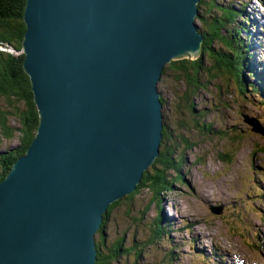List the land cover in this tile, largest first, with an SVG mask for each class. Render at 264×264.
<instances>
[{
	"label": "water",
	"instance_id": "95a60500",
	"mask_svg": "<svg viewBox=\"0 0 264 264\" xmlns=\"http://www.w3.org/2000/svg\"><path fill=\"white\" fill-rule=\"evenodd\" d=\"M198 1L26 0L39 118L0 180V264H94L108 205L159 155L162 70L201 50Z\"/></svg>",
	"mask_w": 264,
	"mask_h": 264
},
{
	"label": "rangeland",
	"instance_id": "374dc122",
	"mask_svg": "<svg viewBox=\"0 0 264 264\" xmlns=\"http://www.w3.org/2000/svg\"><path fill=\"white\" fill-rule=\"evenodd\" d=\"M216 2L241 9L249 18L251 63L260 72L264 68V0ZM214 45L220 46L218 42ZM210 59L204 56L201 84L190 95L192 115L177 106L181 82L170 74L158 82L166 99L162 107L170 133L166 144L185 181L179 177L174 182L175 172L168 167L163 171L168 182L156 204L151 201L153 193L143 187L111 211L102 245L103 254L112 257L110 264H264L262 95L249 89L242 94L234 78L215 71ZM244 74L248 76L246 70ZM218 92L228 99L229 107L219 109ZM209 122L217 131L206 134L198 124ZM182 138L196 146L188 148ZM17 139L0 134V150L15 145ZM218 205L222 206L220 214L210 209ZM157 218L160 224L155 229ZM118 238L122 250L112 255V244Z\"/></svg>",
	"mask_w": 264,
	"mask_h": 264
},
{
	"label": "trees",
	"instance_id": "16d2710c",
	"mask_svg": "<svg viewBox=\"0 0 264 264\" xmlns=\"http://www.w3.org/2000/svg\"><path fill=\"white\" fill-rule=\"evenodd\" d=\"M25 3L26 0H0V134L9 140L15 136L18 138L15 145L0 150V180L8 173L15 159L26 152L38 126L39 116L33 98L30 78L22 66L24 58L21 50L22 39L26 29L23 20ZM197 5L199 14L196 17V22L203 37L201 50L197 55H185L171 59L165 64L159 81H161L163 75L170 74L175 81L179 84L182 83L177 106L180 108V112L186 109L190 110V115H192L195 109L191 106L190 95L201 84L200 76L205 65L204 56L207 55L212 58L209 61L215 71L233 77L242 94L247 89L255 94L259 92L262 95L261 102L264 105V68L261 66L263 71L259 69L260 72H257L251 63L253 54L248 42L250 32L246 23L249 18L243 15L241 9L229 4L217 3L216 0H199ZM244 31L246 35L241 36ZM215 42L219 43L218 48L215 47ZM262 60H264V55ZM244 70H246L248 76L244 74ZM247 77L252 80L248 81ZM216 89L219 91L218 87ZM219 93L218 102L221 104L219 109L229 107L228 99H225V96L220 93L222 97ZM160 99L162 107H164L166 99L163 95H160ZM164 122L159 155L143 172L142 179L136 189L110 203L104 213L102 225L96 232L97 256L94 264L111 263L112 257L104 255L102 251L105 233L103 228L108 215L118 204L123 200L128 202L143 187L153 193L151 199L153 203L157 200L163 185L168 182L163 172L168 167H173L175 174L171 179L174 182H178L179 177L182 180L180 182L185 181L178 170L180 168L178 162L176 161V165H173V150L166 144V141L170 138L169 128ZM257 122L255 121V124ZM262 124L263 127L260 128H264V123L262 122ZM198 126L206 134H210L214 130L217 131L216 127H214L215 129L212 128V122L205 125L200 123ZM182 142L186 143L188 148L196 146V143L188 142L183 138ZM182 160L183 158L180 157V163ZM171 179L168 180L171 181ZM159 224L160 220L157 218L155 229H158ZM154 232L156 233V230ZM156 235H158V232ZM121 240V238H118L112 244V255H118L122 250Z\"/></svg>",
	"mask_w": 264,
	"mask_h": 264
},
{
	"label": "bare ground",
	"instance_id": "6f19581e",
	"mask_svg": "<svg viewBox=\"0 0 264 264\" xmlns=\"http://www.w3.org/2000/svg\"><path fill=\"white\" fill-rule=\"evenodd\" d=\"M255 13V12H254ZM256 26V25H255ZM264 25H262V27H263ZM254 47V46H253ZM255 49V48H254ZM263 131H264V128H261Z\"/></svg>",
	"mask_w": 264,
	"mask_h": 264
}]
</instances>
